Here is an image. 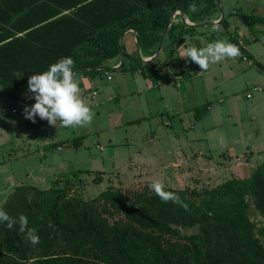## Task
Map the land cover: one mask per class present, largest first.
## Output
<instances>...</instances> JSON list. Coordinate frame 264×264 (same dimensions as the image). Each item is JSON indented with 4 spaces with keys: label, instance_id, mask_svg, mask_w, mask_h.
Instances as JSON below:
<instances>
[{
    "label": "trees",
    "instance_id": "1",
    "mask_svg": "<svg viewBox=\"0 0 264 264\" xmlns=\"http://www.w3.org/2000/svg\"><path fill=\"white\" fill-rule=\"evenodd\" d=\"M175 9L195 23L219 16L215 0H0V86L10 98L35 101L29 77L69 56L84 76L106 73L109 68H94L119 55L125 29L137 31L142 50L154 47ZM237 15L247 24L261 19ZM228 17L221 20L226 31ZM185 29L181 20L174 21L167 35L171 41L178 37L179 45ZM57 188L38 190L44 201L39 214L21 198V214L37 229L38 244L22 238L18 223L12 230L0 223V264H264L258 236L264 237V227H256L249 215L251 206L264 214V159L248 179H227L196 193L214 194L220 204L203 206L195 195L171 191L187 211L155 192L137 195L125 211L111 191H101L90 203L67 198L64 191L61 196ZM0 209L16 219L21 215L7 204ZM174 225L197 226V232L183 234Z\"/></svg>",
    "mask_w": 264,
    "mask_h": 264
},
{
    "label": "rangeland",
    "instance_id": "2",
    "mask_svg": "<svg viewBox=\"0 0 264 264\" xmlns=\"http://www.w3.org/2000/svg\"><path fill=\"white\" fill-rule=\"evenodd\" d=\"M228 1L235 3L238 12L262 17L249 21L250 34L243 43L250 41L257 54L264 53V0H251L249 5L243 0ZM219 5L221 7V3ZM218 12L220 15L219 9ZM176 17L180 18L179 15ZM187 27L189 29L182 33V45L186 47L199 49L217 39L236 45L232 36L234 27H228L227 31L216 24ZM217 27L219 31H214ZM122 42V52H126ZM163 49L169 51L165 43ZM163 54L144 63L145 74L136 72L143 61L137 54L132 59L124 56L122 67L116 68L106 62L104 66L109 70L105 74L86 76L91 84L81 72H76L81 95L94 113L91 124L84 127H58L60 121H57L58 126H52L38 116L35 122L25 120L26 107L0 95V169L10 166L9 175L0 170V193L6 189L8 192L11 184L23 189L10 197L5 194L0 204H7L19 215L22 213L20 201L24 198L39 214L44 209L41 208L44 201L38 190L58 187L61 196L64 191L65 197L85 202H90L103 190L111 191L118 198L117 204L123 205L126 211L129 203L136 201L137 195L148 197L154 192L149 189V184L155 180H160L168 191L195 195L203 206L220 204L221 199L213 197L214 194L211 197L196 194L204 192L210 183L195 186L191 178H208V174L218 180L230 175L243 176L246 174L243 168L232 165L230 168L229 164L225 171L213 166L199 170L197 167L189 168L185 161L174 159L176 155L190 156L206 151L215 157L218 151L233 148L236 155L242 156L240 160L243 163V157L250 155L253 162L261 161L264 158V102L254 105L260 92L253 89L252 97H245L249 89L246 90L244 81L250 75L264 77V73L257 70L256 65L251 66L248 60H241L240 55L210 64L203 73L198 64L179 57L180 47L174 51V59L169 66L163 62ZM263 61L264 56L259 57V62ZM172 72H176L180 79L171 78ZM187 73L191 77L184 76ZM107 75H110L109 79ZM150 80L158 82V86L150 87ZM136 85L141 88V95L136 91L130 92ZM93 91L95 97L91 96ZM148 96L154 97H150L152 103L157 98V107L160 108L152 116L146 114ZM139 97L143 107L139 104ZM219 97L223 98V103L219 104L224 107L219 110L221 113L215 114L214 111L219 112L215 109ZM208 104L210 108H206ZM126 138L133 142L128 144ZM129 158L135 166L140 164L139 167L129 166ZM235 160L230 163L235 165ZM71 173L81 179L78 181ZM96 175L99 182L94 181ZM218 184L211 185L215 187ZM249 215L256 227H264V214L251 206ZM173 227H178L183 234L197 232V226ZM258 236L264 242V237Z\"/></svg>",
    "mask_w": 264,
    "mask_h": 264
},
{
    "label": "clouds",
    "instance_id": "3",
    "mask_svg": "<svg viewBox=\"0 0 264 264\" xmlns=\"http://www.w3.org/2000/svg\"><path fill=\"white\" fill-rule=\"evenodd\" d=\"M189 9L195 13L198 11V6L192 3ZM213 30L219 31V28ZM239 55V48L235 44L217 39L199 49L181 45L179 57L190 59L205 71L210 64L234 59ZM74 64L72 57H63L50 65L47 71L29 77L28 91L33 94L35 103L24 109L27 119L35 122L38 116L41 120H47L52 126H58L57 121H60L58 127H84L91 124L94 113L81 95V88L73 70ZM149 189L154 191L163 202H172L188 210L187 204L174 192L166 191L165 185L160 180L151 182ZM0 223L6 224L9 230L18 223L22 238L26 237L32 245L40 242L37 229L28 226V218L23 214L16 219L0 209Z\"/></svg>",
    "mask_w": 264,
    "mask_h": 264
},
{
    "label": "crops",
    "instance_id": "4",
    "mask_svg": "<svg viewBox=\"0 0 264 264\" xmlns=\"http://www.w3.org/2000/svg\"><path fill=\"white\" fill-rule=\"evenodd\" d=\"M224 2H219V3H221V8L224 11V16H225L226 13L229 14V17H228L229 28L230 27H234V29H233V35L232 36H233V38L236 39V46L237 47L240 46V56H241V60L247 62V60H244L243 59V55L247 56V58L249 59L248 62H250V65L251 66L256 65V68H258L257 70H260V71H262L264 73V61L263 62H259V57L264 56V53H258L257 54V51L253 49V46H252L253 43L250 42V41H247L246 40L247 42L245 44L243 43V39H246L247 38L246 36L250 34V31L248 29L247 23L240 16L237 15L238 11L236 10L235 3H230L228 0H224ZM243 2H246V4L249 5V4H251L252 1L251 0H247V1L246 0H243ZM241 4L244 5L243 3H241ZM247 11H248V9H247ZM241 13H244V12H241ZM246 14H248V13H246ZM259 17L262 18L261 16H259ZM177 19H178V17H176V19L174 21H177ZM220 26H221V23H220ZM229 28H227V30H229ZM120 39H121V42L124 41V45H125V48H126V52H127L128 56H129V58L132 59L133 58L132 56H135V54H137L136 51H135V40H134V34H133V32L132 31L126 32L125 34H123V36ZM182 39L184 40V36H182ZM177 40H178V37H176L174 41H171L169 39L168 35H167V32H166V34H165V36L163 38L162 47H161L160 52H159L158 56H156L152 60H145V59L147 57H151L155 53L157 45L154 46V47L153 46H148L147 48H145V50H142V48H141V56L143 58H145V59H142L141 57H139L144 62L142 61V64L139 65V67H140L139 70L136 71V72L137 73H141V74H145L144 73V68H143L144 63L150 62V61H154L156 58L159 57L160 54H163V53L164 54L162 55L161 58L163 59V62L166 63L165 65H168L169 66L172 63L173 59H174V56H173L174 51H176L183 44V43H181V44L177 45V43H176ZM164 43L168 47L169 51L168 50L166 52L164 51V49H163ZM172 47H174L173 48L174 50L171 52L170 50H171ZM119 60H120V56L118 55L116 57H113V58L107 60V62L109 61L108 65L115 66L117 68V67H120V65L123 63V61H122V63L120 64ZM153 71L155 72V70H153ZM203 73H205V71H203ZM155 74H156V76H159L158 75V72H156ZM184 76L191 77L190 74H188V73L186 75H184ZM83 77L88 79V81H87L88 84H91L92 83L90 81V78H88V77H86L84 75H83ZM151 78H153V77H151ZM171 78H173V79H178L179 78L180 79V77L176 74V72H174V73L172 72ZM246 78H247V80L244 81V84L246 85V87H245L246 90L249 89L247 92H249V91L251 92V89H253L254 87H260L259 90H255V92H260V93L256 96V98L254 100V105H256L258 103L259 104L260 103H263L264 102V77H260L259 75H254V76H251L250 75V76H247ZM148 84H149L150 87L151 86H155V85L158 86V82L152 81V80H150V82ZM160 85H159V87H160ZM174 85H176V84H174ZM135 87L136 88L134 90H130V92L136 91L139 95H141V88H138L137 85ZM159 87L156 90H159ZM246 93H245V97L247 99H250L252 97V93H251V96L250 97H247L246 96ZM148 95H149V93H148ZM91 96L92 97H95V92L94 91L91 93ZM148 97H149V100H147V102H148L147 105L148 106H147L146 114L152 116L153 114L158 113V110H160V108L157 107V98L156 99H153V100H155V103H152V101H150V97L151 96H148ZM151 98H154V97H151ZM139 100H140V102H139L140 106L143 107V105H142V98L139 97ZM20 102H23V101H20ZM34 102L35 101H25L23 103H34ZM217 102H218V103H216L217 104L216 105L217 107L215 109L218 110V111L219 110H223V107L224 106H221L219 104V103H223V98L222 97H219L217 99ZM150 104L155 105V107L153 108ZM206 108H210V105L208 104L206 106ZM214 113L215 114H219V113H221V111H219L218 113H217V111H214ZM200 114H201V112H200ZM204 115H206V114H203V116ZM209 116H211L210 113H209ZM25 120H27V118ZM130 121H132V120H130ZM212 128H214V127H212ZM202 136L206 138L205 135H202ZM151 139L152 138L149 137V140H151ZM125 140L127 141L128 144L131 143V142H133L132 139L130 140L129 138H126ZM100 149H101V147H100ZM218 152L219 153H217V155L215 157L211 154L210 151H206V152H204L202 154L194 153V154H192L190 156L183 155V154L182 155H179V156L176 155L174 161L175 160H181L182 162L185 161V162H187L189 168H191V167H197L199 170L202 169V168H204V167L210 168V166H213V167H216L218 169H221L222 168L225 171V168H227L228 165L230 164V168H231V165L232 166H238L241 169L243 168L244 170L243 169L242 170L246 172V174L243 175V176L230 175V176H228V177H226L225 179H222V180L221 179L218 180L216 177L215 178H211L209 174H208V178H201V179H200V177L199 178H195V177H192L191 178L190 181L193 184H195V186L198 183H200V184L201 183L202 184H209L210 183L209 186H207V187L204 188V189H210V188L213 187L211 184H213V183H217V184L219 183L220 184V183L226 181L227 179H231L232 178L235 181L236 180L241 181V180H244V179H248L250 177V175L253 173L254 169L264 159L263 158L259 162H253L251 160L252 158H251V155H250L249 157H247V156L243 157V159L245 160L244 163H243L240 160V158L242 156L236 155V152H235V150H233V148L231 150L228 149V148H226V151H221L220 150ZM234 152H235V154H234ZM178 153H180L179 150H178ZM233 159H236L234 161V162H237L235 165H233V164L230 163V161L233 160ZM128 161H131V159L129 158ZM1 165H4V164H1ZM138 165H140V164H137V166H135L134 163H132V161H131L129 166H135L134 168H136V167H139ZM141 167H142V165H141ZM9 168H10V166H7L6 165L5 168H3V169L1 168V169H2V171H4V173H6V174L8 173V175H9V173H10L9 172ZM2 171H0V173ZM186 181L187 180L184 181L185 184L187 183ZM11 185L12 186H10L8 192H7V189L4 190V192L1 191L3 193H0V201L1 200H4L5 197H3V196L5 194L10 197L18 189L17 186H14L16 184H14V185L11 184ZM191 188H193V187H191ZM8 196H6V197H8ZM2 204L3 203L1 202L0 205H2Z\"/></svg>",
    "mask_w": 264,
    "mask_h": 264
},
{
    "label": "water",
    "instance_id": "5",
    "mask_svg": "<svg viewBox=\"0 0 264 264\" xmlns=\"http://www.w3.org/2000/svg\"><path fill=\"white\" fill-rule=\"evenodd\" d=\"M215 3L217 5V8L220 10V16L218 17V19H209V20H206V21H202V22H198V23H195V22H191L185 12L182 10V9H175L171 14H170V17H169V20H168V24L167 26L163 29L161 35H160V39L157 43V47H156V51L155 53L151 56V57H147L146 59L143 58L141 56V45H140V41H139V37H138V33L136 30L132 29V28H127L124 30V32L121 34L120 38L123 36V34H125L126 32L128 31H132L133 34H134V40H135V51L137 53V55L139 57H141L142 59H145V60H152L154 59L156 56H158L160 50H161V47H162V42H163V38L166 34V32L168 31L169 27L171 26V24L174 22V20L176 19V15H179L180 16V20L185 23L186 26H193V27H201V26H204L206 24H216V25H220L221 23V20L222 18L224 17V11H222L220 5H219V1L218 0H215ZM120 45V44H119ZM119 56H120V64L122 63L123 61V52H122V49L120 48V51H119ZM102 68H108L107 66H98V67H95L94 69H102ZM79 70V68H76L74 69V72L76 73L77 71ZM0 95H2L5 99H7L8 101L12 102V103H15V104H18L22 107H30L31 105H33L34 103H23V102H20L19 100H16V99H13V98H10L8 97L5 92L2 90L1 86H0Z\"/></svg>",
    "mask_w": 264,
    "mask_h": 264
},
{
    "label": "built area",
    "instance_id": "6",
    "mask_svg": "<svg viewBox=\"0 0 264 264\" xmlns=\"http://www.w3.org/2000/svg\"><path fill=\"white\" fill-rule=\"evenodd\" d=\"M243 59H244V60H249V59L247 58V56H245V55H243ZM107 78L109 79V78H110V75H107ZM259 89H260V87H254V88H253L254 91H255V90H259ZM246 96H247V97H250V96H251V92H247V93H246ZM13 111H14V109H13Z\"/></svg>",
    "mask_w": 264,
    "mask_h": 264
}]
</instances>
